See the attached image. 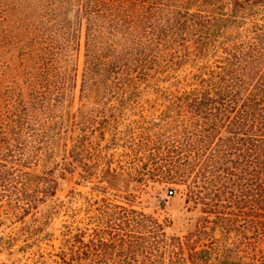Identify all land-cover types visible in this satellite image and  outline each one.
I'll return each instance as SVG.
<instances>
[{"label": "rangeland", "instance_id": "1", "mask_svg": "<svg viewBox=\"0 0 264 264\" xmlns=\"http://www.w3.org/2000/svg\"><path fill=\"white\" fill-rule=\"evenodd\" d=\"M11 1L0 40L29 26L0 42V120L28 127L0 140V264H264L251 129L208 139L193 112L241 25L230 0H151L103 26L95 65L78 0ZM35 26L56 32L44 68Z\"/></svg>", "mask_w": 264, "mask_h": 264}, {"label": "trees", "instance_id": "2", "mask_svg": "<svg viewBox=\"0 0 264 264\" xmlns=\"http://www.w3.org/2000/svg\"><path fill=\"white\" fill-rule=\"evenodd\" d=\"M58 3L70 4V0H58ZM153 4L151 0H78L79 17L86 21V50L89 52L90 65H95L96 42L102 38L99 31L104 25L109 30H117L122 26H128L130 29V25L139 20L138 18L144 21V15ZM230 5L232 15L228 17L224 14L221 20L225 28L229 22H241L239 31L232 38L233 45L228 49L229 57L223 72L211 83L203 81L208 85L206 89L197 92L199 98L193 104V112L204 120L203 131L208 139L218 137L221 140V129L227 130L231 135L236 131L251 129L248 135L254 147L256 190L257 194H264V0H230ZM165 7L166 4L163 5V8ZM137 12L141 14H135ZM18 14H22L19 5L11 0H0V18H11L12 24L17 27L25 18L19 17ZM28 26L29 23L23 31L8 36L20 40L28 32ZM60 26L65 33L64 25ZM34 29L39 30V33H35L30 44L37 46L38 51L42 53V62L39 64L42 67L39 68H44L56 51L57 46L52 36L56 32L52 28L40 30L41 27L35 26ZM217 33L218 36L224 35L221 30ZM8 36L7 32H4L0 42L4 44ZM90 72L91 69L88 74ZM232 110H235L234 117H230ZM7 121V124H4L0 120V140H7L6 136L11 134L15 135L12 141H16L17 135L27 129L28 124L23 123L17 113L12 114ZM228 140L231 141L230 138ZM182 177L180 175L178 180L181 181ZM188 196L195 199L194 194Z\"/></svg>", "mask_w": 264, "mask_h": 264}, {"label": "built area", "instance_id": "3", "mask_svg": "<svg viewBox=\"0 0 264 264\" xmlns=\"http://www.w3.org/2000/svg\"><path fill=\"white\" fill-rule=\"evenodd\" d=\"M173 193H174L173 190H169V191L167 192V194H166V197H170V196H172Z\"/></svg>", "mask_w": 264, "mask_h": 264}]
</instances>
